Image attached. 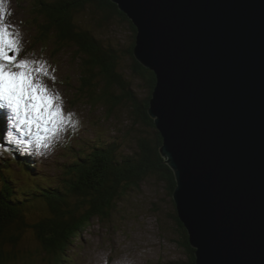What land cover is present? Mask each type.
<instances>
[{"label":"water","instance_id":"1","mask_svg":"<svg viewBox=\"0 0 264 264\" xmlns=\"http://www.w3.org/2000/svg\"><path fill=\"white\" fill-rule=\"evenodd\" d=\"M156 74L149 113L196 264H264V0H112Z\"/></svg>","mask_w":264,"mask_h":264},{"label":"trees","instance_id":"2","mask_svg":"<svg viewBox=\"0 0 264 264\" xmlns=\"http://www.w3.org/2000/svg\"><path fill=\"white\" fill-rule=\"evenodd\" d=\"M28 4L38 42L53 41L58 52L75 48L81 63L78 91L88 97L86 103L103 104L109 119L123 110L131 124L126 137L135 133L131 145L96 134L75 145L63 144L62 139L57 145H66L64 151L59 160L44 163L46 170L25 158L17 169L19 156L2 148L0 264H61L91 222L112 219L120 200L138 191L148 177L165 180L172 195L177 182L161 151V132L149 113L156 74L135 56L137 28L128 15L112 0H28ZM113 19L129 24L133 34L127 46L102 36ZM174 217L192 254L191 263L196 264L195 248L177 210Z\"/></svg>","mask_w":264,"mask_h":264},{"label":"rangeland","instance_id":"3","mask_svg":"<svg viewBox=\"0 0 264 264\" xmlns=\"http://www.w3.org/2000/svg\"><path fill=\"white\" fill-rule=\"evenodd\" d=\"M3 9L7 13L6 22L19 33L20 58L36 62L35 65L30 64V70L34 67L43 69L42 72H31L35 82H43L49 93L56 97L54 107L60 106L65 116L72 114L71 119L65 120L54 134H46L35 125L29 129L17 123V130L23 135L29 129L28 134L35 137L34 146L43 152V160H38L36 166L46 170L44 163L59 160L66 146L62 148L55 144V139L61 136L59 133L63 136V144L82 143L81 140L92 139L96 134L104 139H122L131 145L135 133L126 137L131 124L128 125L129 120L123 110H116L109 119L103 104L92 106L86 103L89 99L85 94H79L81 63L75 48L65 47L58 52L53 41L38 42L37 26L31 17L28 0H3ZM107 28L101 34L108 42L119 46H127L131 42L133 32L127 22L113 19ZM2 148L0 143V154ZM37 156L42 157L40 153ZM175 212L176 205L167 182L150 176L138 191L120 200L112 219L95 218L72 248L67 251L65 248L66 255L61 264H193L190 249L179 232Z\"/></svg>","mask_w":264,"mask_h":264},{"label":"snow or ice","instance_id":"4","mask_svg":"<svg viewBox=\"0 0 264 264\" xmlns=\"http://www.w3.org/2000/svg\"><path fill=\"white\" fill-rule=\"evenodd\" d=\"M6 15L3 0H0V101L11 109L20 125L29 129L35 125L46 134H54L72 114L65 116L60 106L54 107L56 97L49 93L43 82H35L31 72H42L43 69L34 67L30 70V64L36 62L20 58L19 33L6 22Z\"/></svg>","mask_w":264,"mask_h":264},{"label":"bare ground","instance_id":"5","mask_svg":"<svg viewBox=\"0 0 264 264\" xmlns=\"http://www.w3.org/2000/svg\"><path fill=\"white\" fill-rule=\"evenodd\" d=\"M0 106H1L3 109L8 108V107L4 104L3 101H0ZM8 109H9V108H8ZM10 110H11V109H10ZM7 112H8V115H6V116H7V120H9L8 117L11 116V115H10L11 112H9V110H8ZM59 135H61V136H59V137H57V138L55 139L56 142H57V143H55V144H59V143L62 142L63 136H62L61 133H59ZM51 143H52V142H51ZM52 144H53V143H52ZM53 145H54V144H53ZM30 150H31L32 153H34V154L40 153V154L42 155V158H43V152H39L40 147H32V146H30Z\"/></svg>","mask_w":264,"mask_h":264}]
</instances>
